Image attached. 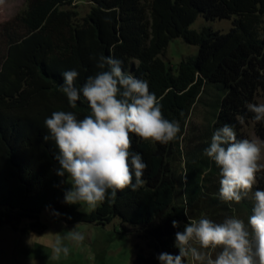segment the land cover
I'll return each instance as SVG.
<instances>
[{
	"label": "trees",
	"instance_id": "obj_1",
	"mask_svg": "<svg viewBox=\"0 0 264 264\" xmlns=\"http://www.w3.org/2000/svg\"><path fill=\"white\" fill-rule=\"evenodd\" d=\"M89 2V10L81 15L77 0H26L21 11L0 22V228L40 230L45 226L40 213L48 208L66 223L105 224L118 217L122 230L136 227V236L146 245L136 243L133 264H161L159 254H179L175 234L195 219L189 216L190 206L204 209L197 195L188 192L189 176L197 174L198 167L187 165V186H180L179 137L161 145L133 136L132 151L141 153L147 164L145 183L135 191H118L114 200L95 210L66 203L70 177L57 175L58 149L53 140H44V121L61 110L83 118L90 108L82 93L77 107L71 108L60 90L62 73L76 70V86L82 87L88 76L100 71L99 56L112 55L122 61L124 71L148 81L164 117L179 121L181 133L194 104L213 83L219 96L209 139L224 124L234 125L237 137L244 138L240 119L252 121L264 139V122H256L246 108L264 89V0ZM199 16L228 18L232 24L227 31L192 28ZM174 38L197 46V51L172 67L160 55ZM208 146L192 152L194 161ZM257 189L264 190L263 173Z\"/></svg>",
	"mask_w": 264,
	"mask_h": 264
},
{
	"label": "clouds",
	"instance_id": "obj_2",
	"mask_svg": "<svg viewBox=\"0 0 264 264\" xmlns=\"http://www.w3.org/2000/svg\"><path fill=\"white\" fill-rule=\"evenodd\" d=\"M95 75L88 76L82 87L76 86L79 73H62L61 91L75 109L81 93L88 102L90 114L78 118L73 111H54L44 125V140L55 142L60 167L57 175L70 177L72 188L65 193L68 204L83 203L95 210L106 200H114L118 191H135L145 181L147 164L142 154L132 151L133 136L143 141L167 145L178 139L179 121L166 119L162 104L150 92L148 81L126 72L122 61L101 54ZM256 122H264V103H247ZM244 123L243 119L238 121ZM204 155L219 169V197L229 203H240L252 193V214L247 223L237 217H226L217 223L207 216L190 220L183 231L175 234L178 255L161 253V264H264V190L254 186L264 172V145L256 140L238 138L234 125L216 129ZM134 181V182H133ZM188 216V210L185 209ZM179 227V222L172 221ZM68 239L82 242L85 237L72 231ZM54 252L68 253L58 240ZM215 254V255H213Z\"/></svg>",
	"mask_w": 264,
	"mask_h": 264
},
{
	"label": "rangeland",
	"instance_id": "obj_3",
	"mask_svg": "<svg viewBox=\"0 0 264 264\" xmlns=\"http://www.w3.org/2000/svg\"><path fill=\"white\" fill-rule=\"evenodd\" d=\"M25 1L0 0V22L12 18L21 11L25 7ZM77 3V10L81 15H84L90 8L89 0H77ZM231 24L232 19L207 20L203 16H199L191 24V27L200 29L203 26H210L213 29L227 31ZM196 51L197 46L187 44L181 38H174L160 56L167 64L175 67L182 58L194 54ZM214 85L213 83L207 85L205 92L194 104L188 122L183 128V133L180 132L181 134L178 136L181 148L178 163L179 184L187 186L185 176L187 165L195 164L199 172L190 174L191 181L189 183L191 184L188 192L197 195L200 206L204 209L197 210L190 206L189 216L195 218L194 220H198L201 216H207L217 223L222 222L226 217L237 216L247 223L254 204L252 193H249L248 197L238 204L233 202L230 205L222 201L219 197V169L215 162L204 155V151L198 154L197 161L193 159L192 152L211 142L209 139L211 122L215 113V103L219 96ZM255 101L264 103V89L258 90ZM239 132L244 138L256 140L264 145V139L255 133L252 121L244 122ZM262 173L264 174V172ZM80 209L82 211L92 210L83 203H80ZM40 220L45 224L40 230L21 232L10 226L0 228V264H133L136 243L146 248L145 243L136 236V227L126 225L128 231L124 232L118 217L105 224L83 221L66 223L56 217L53 210L48 208L41 211ZM72 231L82 233L85 239L82 242L68 239L67 237ZM58 240L68 248L67 254L61 252L57 255L54 252ZM145 251L148 250L145 249ZM186 263L195 264L190 259H187Z\"/></svg>",
	"mask_w": 264,
	"mask_h": 264
}]
</instances>
